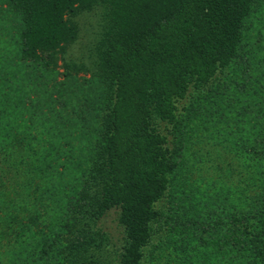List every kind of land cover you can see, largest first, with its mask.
<instances>
[{"label":"trees","instance_id":"trees-1","mask_svg":"<svg viewBox=\"0 0 264 264\" xmlns=\"http://www.w3.org/2000/svg\"><path fill=\"white\" fill-rule=\"evenodd\" d=\"M5 2L15 16L17 62L31 68L47 66L72 42L76 27L65 14L95 10L98 16L89 62L62 59L67 77L70 69L90 70L92 96L85 100L93 105L91 126L69 124L92 152L85 170L78 169L79 186L59 182L72 156L60 133L35 130L32 137L22 130L18 138L16 129L0 132V164L11 169L14 182L9 191L0 179V208L8 212L0 219V264H64L45 258L38 234L52 225L60 204L65 220L83 233L80 243L67 240L62 247V254L69 250L68 264H95L106 251L110 236L102 218L110 211L121 228L112 264H139L156 203L172 192L171 176L182 168L190 131L198 135L206 127L207 102L223 87L214 86L234 76L225 70L237 73L233 87L245 99L264 105L260 78L238 72L250 53L246 32L261 0ZM260 218L264 226V211ZM245 233L252 257L264 264V227Z\"/></svg>","mask_w":264,"mask_h":264},{"label":"rangeland","instance_id":"rangeland-1","mask_svg":"<svg viewBox=\"0 0 264 264\" xmlns=\"http://www.w3.org/2000/svg\"><path fill=\"white\" fill-rule=\"evenodd\" d=\"M261 2L246 32V40L252 44L250 53L244 59L245 67L238 72L249 71L259 77V91H264V0ZM97 14L95 10L65 14L64 18L76 27L72 42L64 53L53 55L47 66L31 68L17 62L15 16L5 0H0V132L12 134L16 129L18 138L22 130L29 131L32 137L35 130L60 133L72 154L60 175L62 186H79L78 169L85 170L92 153L69 124L79 127L84 123L81 127L89 130L93 113L92 103L85 100L86 95L92 96L87 81L90 70L75 73L70 69L72 74L67 77L62 59L78 64L89 62L88 49L97 32ZM225 72L234 76L225 79L224 85L214 86L223 87L207 102L206 127L198 135H191L190 131V146L183 156L182 168L174 169L171 176L172 192L156 203L158 215L150 222L151 235L141 249L139 264H258L248 250L245 232L264 227L263 222H258L264 211V105L245 99L244 93L233 87L232 78L237 73ZM214 84L213 81L210 86ZM18 148L15 145L13 149ZM10 170L0 164L2 186L9 191L14 184ZM64 205L56 206L49 218L52 225L42 227L38 233L50 263L63 258L68 264L69 250L62 254V247L67 240L80 243L83 238V233L65 220ZM7 213L1 207L0 219ZM102 219L110 243L106 242V251L95 264H112V253L121 241V228L113 211Z\"/></svg>","mask_w":264,"mask_h":264}]
</instances>
